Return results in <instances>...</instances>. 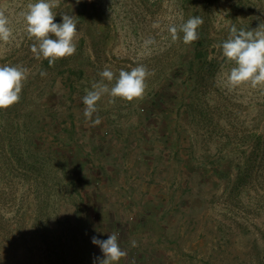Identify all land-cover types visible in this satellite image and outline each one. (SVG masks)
<instances>
[{
    "label": "rangeland",
    "instance_id": "obj_1",
    "mask_svg": "<svg viewBox=\"0 0 264 264\" xmlns=\"http://www.w3.org/2000/svg\"><path fill=\"white\" fill-rule=\"evenodd\" d=\"M36 2L0 0L13 32L0 42V67L29 70L19 103L0 110V255L9 251L2 264H94L103 253L92 237L113 232L127 252L119 264H264V88L229 89L233 65L215 47L233 24L264 23V0H93L92 20L79 14L83 0H50L58 5L54 22L74 16L78 31L76 53L52 67L31 52L23 13ZM196 14L208 34L185 45L179 32L173 42L169 27ZM150 37L156 43L145 48ZM139 65L153 73L143 98L109 103L105 95L93 117L102 123L86 122L82 98L99 73L118 77ZM125 135L128 174L139 169L147 182L155 167L157 182L172 184L159 191L175 199L174 240L132 235L133 203L102 174L113 156L96 153H111ZM248 157L252 174L243 184ZM128 186L141 199L148 185L128 179Z\"/></svg>",
    "mask_w": 264,
    "mask_h": 264
},
{
    "label": "clouds",
    "instance_id": "obj_2",
    "mask_svg": "<svg viewBox=\"0 0 264 264\" xmlns=\"http://www.w3.org/2000/svg\"><path fill=\"white\" fill-rule=\"evenodd\" d=\"M77 4L81 0H76ZM91 2V0H89ZM57 4L50 0H38L28 5V11L23 13L26 21V31L30 39L34 38L31 52L37 60L41 58L48 61L50 67L54 66L59 59L71 57L76 53L74 39L77 35V22L74 16L61 14L62 22L55 23L56 14L53 8ZM204 23L200 16L190 17L185 23L179 26H170L168 31L173 42L180 39L179 32L183 33V43L191 45L198 40V28ZM159 24L154 23L153 28ZM52 36L55 39L51 38ZM13 37L12 29L9 27L8 17L0 11V42L9 43ZM148 48L156 43L154 38H148L144 42ZM215 47L221 49L222 57L226 63L233 66L227 73L226 85L229 89H235L242 85H250L253 89L258 86L264 88V23L253 30L237 29L233 24L230 26L228 38ZM28 69L22 66L0 67V110H6L21 99L23 83L27 79ZM153 73L149 72L146 66L139 65L130 71L120 70L118 77L105 68L99 73L101 80L94 82L91 90L83 96V115L86 122L92 126L102 123L97 113V104L105 95L109 96V103H115L116 98L127 102L142 99L146 90V79ZM40 75L46 76V72ZM115 79L114 85L109 84ZM107 81V83L105 82ZM92 243L97 245L103 257H95L94 264H119V261L126 257L127 252L122 250L118 243L116 233H111L106 240L92 237ZM132 247H136L135 240L131 241Z\"/></svg>",
    "mask_w": 264,
    "mask_h": 264
},
{
    "label": "crops",
    "instance_id": "obj_3",
    "mask_svg": "<svg viewBox=\"0 0 264 264\" xmlns=\"http://www.w3.org/2000/svg\"><path fill=\"white\" fill-rule=\"evenodd\" d=\"M122 140L124 141H122L118 145H115L116 147H114V145L110 147V150H112L111 153L107 152L106 149L101 148L96 153V155L97 156L100 155L101 158L104 156H108L107 158H110L111 156H113L109 160V163L106 164L105 167L103 168L104 171L106 170L107 171L102 174L104 175V177H106L109 180L110 183H113L117 187L118 186L122 187V189L126 193L123 201L133 203V207H134L133 210L136 212V216H134L136 221H134L135 224L131 232L132 235L135 233L136 234L145 233L146 235H149V234L155 235L156 239L158 240H161V239L162 240L167 239V241L174 240L172 239V234L173 232H175V228L177 227V223L179 221L178 218L176 217L174 218V215L177 213V210L175 209V206H174L175 199L172 193H168V189H167V192L162 191L163 189L159 191L161 187L166 186V185H172V184L166 183L165 185L162 183V181L157 182L158 178L156 177L157 174H156L155 167H153L150 172L145 174L148 180L147 182L144 180L142 181L141 179H138L139 176H141L140 172L138 171L139 169L137 170L136 175L128 174V172H131L130 167L132 166L129 165L130 161L128 162L127 160V164L123 163V161L126 159V157H129L132 149H129L128 146H124V147H120V146L124 144H127V145L130 144L131 140L128 138V136L126 137V135L124 136ZM140 153L142 156H143V153L145 155L146 153L145 149H143L142 152ZM113 162L115 163L113 164ZM137 164H139V162L137 163L135 162L133 167H135ZM124 167L126 168L124 173H125V176L127 177L125 181L123 182L121 181L120 175L122 174ZM103 169H102V172H103ZM108 169L110 170V172H108ZM111 169L113 171H111ZM132 175H134L133 179L131 178ZM128 179H131L135 183H138L139 181V182H144V184L148 185V186H145L144 193H142L141 199H137V197H135L131 187H130V190L128 189L129 187ZM133 185L136 186L135 184ZM120 202H122V200ZM127 226L129 229H131L130 228L131 226L128 225V222L126 225V229H127ZM118 229H121V228L118 227Z\"/></svg>",
    "mask_w": 264,
    "mask_h": 264
},
{
    "label": "trees",
    "instance_id": "obj_4",
    "mask_svg": "<svg viewBox=\"0 0 264 264\" xmlns=\"http://www.w3.org/2000/svg\"><path fill=\"white\" fill-rule=\"evenodd\" d=\"M93 0H91V2H92ZM211 0H208V3L210 2ZM91 2H89V0H83V3H82V5H81V7H82V9L80 10V16L82 15L83 17H81V18H84V16L85 15H87V12L86 11H88V7H89V5L90 4H92ZM88 4V5H87ZM88 6V7H87ZM88 18H90L91 20L94 18L93 17V14H92V12H89L88 13ZM86 16V17H87ZM196 16H200V17H202L201 15H199V14H196ZM203 18V17H202ZM204 19V18H203ZM198 37L201 39V38H203V37H205L207 34H208V32H207V27L205 26V24L204 25H202V26H200L199 28H198ZM201 42V41H200ZM197 44H200V43H197ZM194 45H195V43H194ZM253 158V157H252ZM248 159V162H249V164H245L246 165V167H244V166H242L241 167V169H240V174H239V178H238V180L241 182V183H247L248 182V178H250V176H251V158L249 159V157L247 158ZM74 237H76V236H74ZM14 237H11L9 240H11V241H13L14 239H13ZM13 245V244H12ZM8 252L9 251H6V250H3V252H2V254L0 255V264H2V261L4 260V258H6V255L8 254Z\"/></svg>",
    "mask_w": 264,
    "mask_h": 264
}]
</instances>
